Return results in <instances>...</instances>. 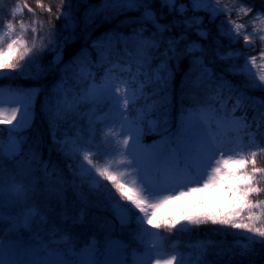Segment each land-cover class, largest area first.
<instances>
[{"label": "snow or ice", "instance_id": "snow-or-ice-1", "mask_svg": "<svg viewBox=\"0 0 264 264\" xmlns=\"http://www.w3.org/2000/svg\"><path fill=\"white\" fill-rule=\"evenodd\" d=\"M236 2L238 8L221 7V0H100L98 4L81 0V4H87L81 26L72 0H59L55 13L51 3L36 0V8L48 13L49 26L54 19L63 17L65 21L61 32L49 31L45 36H39L45 22L36 17L27 2L12 7L6 21L0 19V79L15 78L13 73L31 79L46 75L61 64L65 45L78 39L76 29L80 27L85 39H91L88 29L98 19L111 22L124 16L122 24L138 25L129 35L114 29L105 32L91 41V48L97 53L95 62L91 61L88 49L82 48L62 69L64 75L55 86L56 103L50 108V152L54 150L70 161L66 167L71 180L55 163L40 160L43 188L39 181H34L28 185L15 183L7 189L9 205H24L17 215L9 214V231L31 232L34 225L47 226L50 212L59 217L61 224L69 221L72 226L85 224L89 198L95 196L112 207L121 230L135 222L132 239L143 245V254L137 256L134 251L133 264H255L252 258L264 250V166L257 163V157L264 155L258 138L264 137V95L251 93H264V5L253 12L254 3ZM24 9L33 17L31 24L25 23L22 15L16 20ZM233 11L237 18L250 16L253 30L245 31L247 25L233 20L228 21V28L221 22L217 38L212 41L216 45L215 59H206L207 49L201 41H209L211 31L204 26L200 13H208L212 23L220 14L231 16ZM128 13L139 15L129 17ZM257 22L260 28L256 27ZM149 25L152 31L146 36ZM190 33L197 39H189ZM49 37H55L49 39L52 47L48 49L55 55L45 68L36 54L46 47L44 40ZM221 37H227L229 42L225 51L220 50L225 47L219 42ZM240 37L245 48H253L254 40L260 42L258 56H244L232 47ZM130 41L134 50L128 47ZM184 58L189 59L186 75L190 76V98L194 103L182 110L173 131L167 89L172 62ZM217 60L226 65L220 72L210 67ZM153 61L158 63L154 65ZM94 68L103 72L99 82ZM229 76L239 78L238 82ZM70 82L74 87L84 82L82 92L73 95ZM149 88L152 96L158 97L151 103L146 92ZM38 92V88L9 90L8 95L14 99L5 107L0 89V125L11 126L7 129L9 148H0V177L6 171L5 161L18 163L17 157L23 154L24 140L19 134L32 126L30 109ZM198 93L206 98L201 99ZM140 100H144V107L130 120V105L135 109ZM82 104L98 111L107 108L104 119L111 123L104 126L99 143L95 142L97 113L89 119L87 137L79 133L74 138L57 135L61 121L78 112ZM157 109L163 118L149 120L147 131L161 139L156 142L158 146L145 147L142 125L146 116ZM38 147L39 142L29 147L30 160L26 157L24 161L29 167L41 155ZM69 188L81 205L75 215L68 211ZM4 192L0 182V230L5 220ZM199 192L223 193L234 202L232 210L158 219L160 209L169 203ZM39 196L55 203H49L47 210L41 211L38 205L29 203ZM209 224L219 226L209 231L222 239L198 238L184 245L187 252L177 239L170 245L174 251L167 252L162 233L191 235L194 229ZM115 229L116 224H112L102 242L94 233L85 247L77 251L74 234L52 223L50 241H42L38 232L33 233L40 243L37 249L10 243L5 250L0 245V264H50L38 255L41 249L50 255L54 252L58 257L56 264H126L128 245L113 237ZM228 235L235 237L231 243L226 240ZM49 244L57 247L50 249ZM73 256L78 259H72Z\"/></svg>", "mask_w": 264, "mask_h": 264}, {"label": "trees", "instance_id": "trees-1", "mask_svg": "<svg viewBox=\"0 0 264 264\" xmlns=\"http://www.w3.org/2000/svg\"><path fill=\"white\" fill-rule=\"evenodd\" d=\"M27 2L36 12V17L40 20L45 22V27L43 31H39V36H45L49 31L53 32H61L62 25L65 23L63 17L60 19H54L52 21V25L49 26L47 24L48 20V13L44 12L41 13L39 9L36 8V0H3V3H0V19L7 20L9 10L14 7L16 4H23ZM45 4L51 3L53 7V13L56 12V5L59 3V0H43ZM100 0H88V3L91 4H98ZM223 5H228L229 7L238 8L240 5L236 2V0H221ZM73 3V10L76 17L80 20L81 26L83 23V15L86 10L87 4H81V0H72ZM245 4H252L256 5L253 12L259 10L262 5H264V0H244ZM80 4V6H78ZM238 6V7H237ZM157 9H159V5H156ZM21 15L27 24H31L33 17L30 13L24 9L23 13L16 17L18 21L21 18ZM129 17L138 16L139 13H128ZM200 15L204 17V26L211 31V37L209 41H201L204 43L205 48L207 49L206 59L212 60L215 59V47L216 45L212 42L214 38H217L218 35V25L223 23V26L226 27L229 20H233L237 23L243 24L246 17L243 16L241 18H237L236 12L233 11L231 16H228L225 13L220 14L217 16L216 20L212 23H209V14L201 12ZM250 17V16H249ZM124 16H117L111 20V22H105L102 19H98L96 24L91 26L88 29L90 33L91 39H85L84 33L81 31V28L78 27L76 29V35L78 39L72 44H66L63 51V59L61 64L56 66L53 70L49 71L46 75L38 79H31L27 77L18 76V74L13 73L12 79H0V87L10 88V89H21V90H28L32 88H38L39 92L34 97L31 106V113H32V126L24 131H22L19 135L23 138L24 143L22 145L23 154L17 157V162L5 161V168L6 171L4 172L5 176L9 180H13L17 183H23L28 185L34 181H39L40 187H44L43 177V168L40 165V160L43 161H50V163H55L58 165L60 169L63 170L64 175L71 180V176L69 175L68 169L66 167L67 163L70 161H66L60 154L56 151H51L50 148L52 147L51 137L49 134V120L51 119L50 108L55 105L56 103V96H55V86L60 81L61 77L64 75L62 69L65 65L69 63L72 58L80 52L82 48H87L88 51L91 53V61L95 62L97 59V53L94 49L91 48V41L95 40L98 37H101L105 32L115 30L118 32H122L125 35H129L132 30L138 27L137 24H122L121 22L124 21ZM169 20L172 19L171 16L168 17ZM226 25V26H225ZM18 27V24H17ZM152 31L151 25H149V31L145 33V35H149ZM67 34V33H64ZM55 37H49L48 39L44 40L45 48L38 52L37 58L39 62L42 64L43 67L47 68L49 66L50 61L53 59L55 55L54 52L49 51L48 49L52 47L49 43V39H54ZM28 39L31 40L32 36L29 34ZM189 39L196 40L197 37L194 33L189 34ZM219 42L223 44L225 47L221 48V51H225L228 46V39L227 37L219 38ZM187 43V42H185ZM253 48H245L243 38H239V42L232 45V47L239 49L244 56H256L261 50V44L258 40L253 41ZM123 47V46H121ZM128 47L134 50V44L130 41ZM183 47V45H181ZM158 61H153L155 65ZM240 63H243V59H241ZM226 65L221 63L220 61H216L215 64H211L210 67H213L217 72H220ZM33 73L35 72V68L32 69ZM94 72L96 73V77L101 76L103 73L102 70H97L94 68ZM189 73V59L184 58L181 59L178 63L172 62L171 66V78L169 80L168 85V100H169V110L168 116L169 119L173 121V131H175L176 126L179 124L181 118V112L183 109L188 108L189 106L193 105V100L190 98V76L186 75ZM71 75V73H69ZM234 81L239 80V78L228 77ZM85 86L84 82H81L78 86L74 87V85L70 82L69 83V90L75 95L76 91L83 90ZM147 95L149 97L148 103L152 102V99H158V97L152 96V89H146ZM252 95H264V93L254 92L251 93ZM201 99H205L203 93H198ZM144 100H140L137 103L136 108L144 107ZM103 107V106H101ZM107 109V108H104ZM132 110V108H129ZM96 108L90 107L88 105L82 104L79 111L76 112L74 115H69V117L61 121V127L58 129L57 135L64 136L67 134L69 137L74 138L77 133L81 136L87 137L89 135V119L92 117L93 113H99ZM249 116L251 117L252 112L249 110ZM237 116L240 113H236ZM163 113L160 110H154L149 116H146L144 124L142 125L145 128V134L142 137V141L144 144L152 145L154 142L160 141V136L156 135L155 133L148 132V121L149 120H157L162 119ZM103 120H97V129L95 135V142L99 143L101 136L103 135L102 132V125ZM8 133H6V129L4 127H0V143L4 140H7ZM260 139V146L264 147V137H258ZM39 142V147L36 149L41 155L35 162L29 164L24 163L25 158L27 157L30 160L29 155V147L30 145L35 147V144ZM258 166H264V155L257 157ZM214 192L208 193V198L205 201H196L194 204L187 206L183 211L178 213L175 216V219H181L182 216L187 214L188 212L192 213H199V212H220V211H231L232 206H224L220 204L215 198H213ZM67 197V204H68V211L69 213L75 215L80 210V203L76 198L75 193L72 189H68L66 192ZM90 202L87 205V215H86V223L82 225L72 226L71 222L69 221L67 224H61L59 217L55 213H49V224L47 226L37 227L36 225L33 226V230L39 233L40 237L47 239L50 236V228L52 223H55L57 226L62 228L63 230L69 231L74 234L75 238V248L79 249L81 246L86 244L90 237L95 233L97 238L102 242L105 235L108 232V229L111 227L112 224H116V229L112 233V235L118 236L121 240H123L127 245V253H126V260H128L129 251L131 249H143V245L138 243L137 241L132 239V234L136 229L135 222L131 223L123 230L119 227L118 222L115 220L113 216V209L112 207L103 199L99 197H90ZM29 203H35L38 205L41 211L47 210V205L49 203L54 204L55 201H49L44 196L37 197L34 201H30ZM121 203H125L121 201ZM57 211L59 209L57 208ZM104 224V227L101 228L100 225ZM147 227V226H146ZM213 227L219 226H212L206 225L201 226L199 229H194L191 235L188 234H178L173 233L171 235L167 233H162L164 237L163 243L167 246V252L171 253L174 249L170 246L173 241L179 239L182 241V249L187 252L188 249L184 247L185 244L188 242L196 241L198 238L203 239L207 236H212L211 232L209 231ZM232 231V230H229ZM212 239L220 240L222 239L220 236H212ZM235 239L234 236L228 235L226 240L231 243ZM102 245V243H101ZM259 249V245L257 246ZM255 261V264H264V250L260 252L259 256L252 258Z\"/></svg>", "mask_w": 264, "mask_h": 264}, {"label": "rangeland", "instance_id": "rangeland-1", "mask_svg": "<svg viewBox=\"0 0 264 264\" xmlns=\"http://www.w3.org/2000/svg\"><path fill=\"white\" fill-rule=\"evenodd\" d=\"M221 7H223V3L221 2ZM238 7V6H237ZM251 19V17H246L243 24L247 25L245 31H249L251 32L253 30V25L249 22ZM226 26V25H225ZM229 25L227 24V26L225 28H228ZM257 28H260L261 25L259 24V22H257L256 25ZM258 35L260 33H257ZM261 50H259L258 54L260 53ZM258 54L256 56H258ZM251 57V56H250ZM261 62V61H258ZM264 63V62H262ZM94 71V69H93ZM254 71H258V69H254ZM102 76V75H101ZM100 76V77H101ZM100 77L97 78V82H99ZM3 90V101H4V105L5 107L9 106L10 101H12L14 98L10 97L8 95L9 90L12 89H4ZM138 109L135 108V110H133L132 112H130L129 115V119H134L136 117ZM107 111H103L102 113L98 114L99 118H104L106 115ZM15 123V122H14ZM111 123L110 120H106L105 121V125ZM1 127L3 126L6 130L11 127L10 125H0ZM104 129V128H103ZM215 130V129H214ZM221 133L223 134V130H221ZM229 135H231L232 133H228ZM154 146H158V145H154ZM151 146V147H154ZM145 147H149V146H145ZM9 148V144L8 142L5 144L4 149L7 150ZM0 182H2L3 187L5 188V192H4V214H5V220L2 226V230H0V245L3 246V248L5 250L8 249L10 243H12L14 246L18 243L19 245H22L24 248H29V249H37L40 247V243L37 239L33 238V229L31 232L27 231V230H21L19 233L16 231H9V224H8V216L9 214H11L12 216L17 215L18 213H20L22 211V209L24 208V205L21 204H11L9 205V195H8V187L12 184H15L12 181H8V179H5L3 177H0ZM216 195V200L224 205V206H230L233 205V201H230L228 196L224 195L223 193H215ZM207 198V192H199L194 194L193 196L187 197L186 199H181L179 201H174L172 203H169L166 207L160 209L159 214H158V219H162V218H166V217H173L174 215H176L177 213L181 212L187 205L194 203L195 201H199V200H205ZM190 215V214H189ZM40 237V236H39ZM41 238V237H40ZM51 239V238H50ZM49 240H44L41 238L42 241H50ZM117 239V238H115ZM57 246L53 245V244H49V248L50 249H55ZM63 247V246H60ZM85 246L81 247L80 249L84 248ZM79 249V250H80ZM78 250V251H79ZM137 256H140L143 254V250L142 251H135ZM38 255L42 258L47 259L50 264H56L58 257L57 255L53 252L51 255L44 251V250H40L38 252ZM72 259L76 260L78 259V257L73 256ZM131 264H133V253L131 255Z\"/></svg>", "mask_w": 264, "mask_h": 264}]
</instances>
